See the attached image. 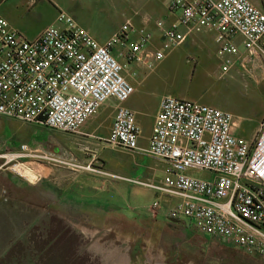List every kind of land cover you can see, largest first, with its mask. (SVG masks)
Wrapping results in <instances>:
<instances>
[{"label":"built area","instance_id":"built-area-1","mask_svg":"<svg viewBox=\"0 0 264 264\" xmlns=\"http://www.w3.org/2000/svg\"><path fill=\"white\" fill-rule=\"evenodd\" d=\"M171 10L181 11L182 18L171 27L158 23L163 33L159 51L145 55L152 37L142 31L140 41L128 43L123 56L145 63V55L152 59L149 68H154L183 45L188 35L203 28L217 34L223 75L234 67L236 57H264V0L260 5L251 0H173ZM131 27L127 23L103 45L74 17L60 12L56 23L31 41L0 14V117L76 135L113 100L116 113L107 147L139 150L136 113L126 106L136 87L126 75L128 64L111 50L125 42ZM181 27L187 32H181ZM236 38L244 41L243 53ZM235 128V118L229 113L164 98L148 153L168 164L165 176L160 184L131 182L157 194L146 208L150 216H158L164 201L173 202L169 220L188 221L199 234L264 262V125L252 142L237 137ZM26 150L23 146L15 159ZM70 162L96 172L93 163L81 167L76 158Z\"/></svg>","mask_w":264,"mask_h":264},{"label":"rangeland","instance_id":"rangeland-1","mask_svg":"<svg viewBox=\"0 0 264 264\" xmlns=\"http://www.w3.org/2000/svg\"><path fill=\"white\" fill-rule=\"evenodd\" d=\"M14 1L20 0L5 5L9 21L33 41L54 21L60 0H36V7L29 11L15 6ZM64 3L71 11L63 12L93 26L104 38L119 23L106 20L105 14L81 0ZM257 78L259 92H244L238 102L247 118L264 125V69L259 68ZM183 89V83L172 75L163 90L177 97ZM62 134L0 117V264H264L242 249L226 247L197 231L191 239L180 235L178 248L171 247L172 239L175 243L171 236L161 237L159 243L153 225L145 219L136 220L134 212L127 209L129 203L115 212L67 204V198L72 197L107 201L110 195H121L123 189L118 177L97 170L101 164H93L96 172L67 164L75 158L67 160L55 153V140ZM23 146H27L24 156L15 159ZM15 164L27 166L39 176L38 181L33 184L13 172L10 168ZM195 176L212 178L205 173ZM183 222L190 227L188 221Z\"/></svg>","mask_w":264,"mask_h":264},{"label":"crops","instance_id":"crops-1","mask_svg":"<svg viewBox=\"0 0 264 264\" xmlns=\"http://www.w3.org/2000/svg\"><path fill=\"white\" fill-rule=\"evenodd\" d=\"M81 1L96 7L98 12L105 14L106 20L119 21L109 32V36L104 38L103 33L98 32L99 30L91 25L79 23L73 16L83 29L103 45L108 44L124 25L131 23V32L126 36L125 42L117 43L111 50L117 59L128 64L126 75L136 87L135 94L126 106L136 113V122L141 137L139 150L136 151L112 150L107 147L105 142L111 134L116 113V102L113 100L102 106L86 122L80 133L57 136L55 140L56 154L67 160L71 157L76 158L82 165L101 164L95 168L118 177L123 189L121 195H110L107 201L79 200L72 197L71 199L67 198L70 201L66 200V203L100 212L122 211L129 203L131 208L127 209L134 212L136 220L145 219L153 225V232L160 236V238L158 237L159 243L162 242L161 237L171 236V238H175V243L172 239L171 247L178 248L179 240H181L180 235L185 239L193 238L192 235L196 231L194 226L190 222H188L190 223V227H188L186 226L188 224L183 221H171L167 218L173 202L164 201L158 216L151 217L146 212V208L154 203L157 194L146 187L131 182L144 181L160 184L165 176L168 164L148 153L161 101L166 97H171L163 89L170 81L171 76L174 75L183 83L184 89L180 96L171 98L200 103L233 115L236 123L235 135L252 142L263 124H257L247 118L242 103L238 102V99L243 96L244 92H259L260 84L257 75L259 68L264 69V57L262 55L253 58L247 55L236 57L234 58L236 60L234 67L229 73L223 75L224 61L219 53L216 32L197 28L188 35L183 45L164 61L156 64L154 68H149L152 59H145L144 56L152 55L162 47L163 33L158 27V23L163 21L166 27H171L179 23L182 18L181 11L171 10L173 0ZM8 2H12V0H0V14L10 23L9 8L5 6ZM63 3L64 0H60L56 4L55 8L58 14L50 26L56 23L60 11H71L69 4ZM13 4L21 6L22 9L26 7V10L29 11L36 7V0L14 1ZM254 4L260 5V0ZM10 25L17 30L11 23ZM98 27L103 28L102 26ZM180 30L183 33L187 32L185 27H181ZM142 31L152 37L149 45L144 49L145 63L129 60L123 56L128 43L140 41ZM235 41L243 53V39L236 38ZM134 73H136L135 78L132 76ZM111 193L113 192L111 191Z\"/></svg>","mask_w":264,"mask_h":264},{"label":"bare ground","instance_id":"bare-ground-1","mask_svg":"<svg viewBox=\"0 0 264 264\" xmlns=\"http://www.w3.org/2000/svg\"><path fill=\"white\" fill-rule=\"evenodd\" d=\"M10 169L33 184L38 181L39 176H36L32 170L23 164H15Z\"/></svg>","mask_w":264,"mask_h":264},{"label":"flooded vegetation","instance_id":"flooded-vegetation-1","mask_svg":"<svg viewBox=\"0 0 264 264\" xmlns=\"http://www.w3.org/2000/svg\"><path fill=\"white\" fill-rule=\"evenodd\" d=\"M229 248H232L233 249V247H229Z\"/></svg>","mask_w":264,"mask_h":264}]
</instances>
